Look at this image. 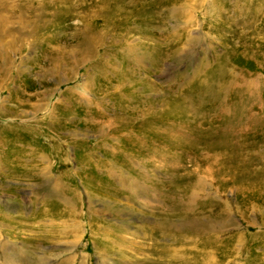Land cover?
<instances>
[{
  "label": "rangeland",
  "instance_id": "obj_1",
  "mask_svg": "<svg viewBox=\"0 0 264 264\" xmlns=\"http://www.w3.org/2000/svg\"><path fill=\"white\" fill-rule=\"evenodd\" d=\"M22 248L264 264V0H0V264Z\"/></svg>",
  "mask_w": 264,
  "mask_h": 264
},
{
  "label": "bare ground",
  "instance_id": "obj_2",
  "mask_svg": "<svg viewBox=\"0 0 264 264\" xmlns=\"http://www.w3.org/2000/svg\"><path fill=\"white\" fill-rule=\"evenodd\" d=\"M38 106H40V105H38ZM39 112V111H38ZM5 168V167H4ZM3 168V170H6V169H4ZM7 170H10V169H7ZM53 179L55 178V176L54 177H52ZM54 181V180H53ZM52 182V181H51ZM52 184V183H51ZM52 187L54 188V187H56V185L54 186V184L52 185ZM54 191H55V188H54ZM56 194H58V190L56 191ZM166 219V218H165ZM164 220V219H163ZM171 220V218L168 220V221H170ZM158 221V220H157ZM167 222V221H166ZM174 224H175V226L177 225L176 224V221H174ZM189 224H191V222L189 223V221L188 220H186V219H182V221L179 223V228H182V229H188V226H189ZM161 225V224H160ZM169 225L170 226H173V223H171L170 224V222H169ZM161 227V226H160ZM169 227V226H168ZM190 229V228H189ZM170 230V229H169ZM5 245H6V243H4ZM23 247H25V246H23ZM25 248H22L21 249V255H18V256H16V255H13V257H12V259H11V261H12V263L13 262H18L19 264H25L26 262H28V264H30V263H32V264H43V261H42V257L41 256H38V257H36L35 255H33L32 257L30 256V254H29V252H27V250H24ZM19 258H20V261H19ZM26 258H28V259H26ZM8 259H9V257H8ZM17 263V264H18Z\"/></svg>",
  "mask_w": 264,
  "mask_h": 264
}]
</instances>
